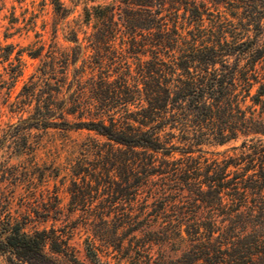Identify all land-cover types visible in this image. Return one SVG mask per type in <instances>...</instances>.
<instances>
[{
  "label": "trees",
  "instance_id": "1",
  "mask_svg": "<svg viewBox=\"0 0 264 264\" xmlns=\"http://www.w3.org/2000/svg\"><path fill=\"white\" fill-rule=\"evenodd\" d=\"M69 1L52 0V64L13 100L27 48L4 47L6 103L30 117L2 130L0 150L35 152L33 127L87 130L83 147L102 173L73 182L66 212L56 194L51 230L29 229L1 196L0 255L21 264H264V156H204L239 139L264 152V0Z\"/></svg>",
  "mask_w": 264,
  "mask_h": 264
},
{
  "label": "rangeland",
  "instance_id": "2",
  "mask_svg": "<svg viewBox=\"0 0 264 264\" xmlns=\"http://www.w3.org/2000/svg\"><path fill=\"white\" fill-rule=\"evenodd\" d=\"M117 1L97 0L99 3H115ZM65 2L68 6L74 7L69 0H65ZM84 6V3H79L76 7V17L83 12ZM54 17L52 0H0V74H2L0 76V139L2 130L8 129V125L17 123L22 118L30 117L27 108L23 111H11L6 103L7 89L2 80L7 77L5 68H9V65L4 61V47L13 43L17 45V49L27 48L24 54L27 66L13 91V100L23 89L24 84H30V77L34 73L40 75L39 69H44L52 64ZM38 34H42L43 37H38ZM6 35L9 37L6 38ZM59 38L62 44H68L63 39L62 31L59 32ZM36 49H40L41 54L32 58L28 54V50ZM12 59H14V55ZM39 81L40 85L44 84L42 80ZM69 118L71 122L79 120L73 116ZM27 132L29 141L36 147L35 152L16 155L14 144H7L0 150V197L4 196L6 199H10L12 210L27 217L29 229L51 230L52 215L55 214L53 203L56 194L60 197L62 211L66 212L69 207L73 182H81V177L88 173L101 174L102 168L98 167L95 157L89 155L83 147V143L87 140V130L33 127ZM91 134L95 136L94 133ZM242 142L243 139H239L224 145L208 147L209 151L204 153V156L220 160L226 156L243 155L251 158L264 156V152L255 153L250 148L251 142L247 147L242 146ZM85 158L87 163L81 167L76 160ZM109 172L119 179L120 170L111 167ZM75 173H81V175H75ZM76 244H78V240ZM0 264L21 263L17 259L10 262L6 255H0Z\"/></svg>",
  "mask_w": 264,
  "mask_h": 264
}]
</instances>
